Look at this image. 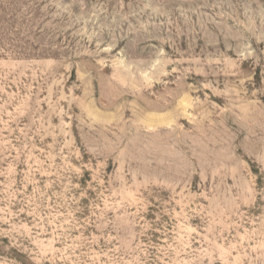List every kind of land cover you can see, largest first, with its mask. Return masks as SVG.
I'll return each instance as SVG.
<instances>
[{
	"label": "rangeland",
	"instance_id": "374dc122",
	"mask_svg": "<svg viewBox=\"0 0 264 264\" xmlns=\"http://www.w3.org/2000/svg\"><path fill=\"white\" fill-rule=\"evenodd\" d=\"M0 264H264V0H0Z\"/></svg>",
	"mask_w": 264,
	"mask_h": 264
}]
</instances>
